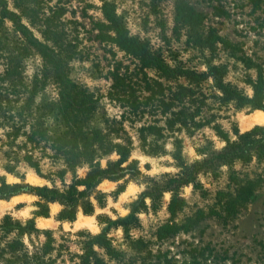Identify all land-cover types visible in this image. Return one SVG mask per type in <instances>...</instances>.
Returning a JSON list of instances; mask_svg holds the SVG:
<instances>
[{
	"label": "rangeland",
	"instance_id": "rangeland-1",
	"mask_svg": "<svg viewBox=\"0 0 264 264\" xmlns=\"http://www.w3.org/2000/svg\"><path fill=\"white\" fill-rule=\"evenodd\" d=\"M103 1L113 5L129 35L144 42L169 66L204 73L217 66V79L235 88L239 97H226L210 73L194 85L196 98H203L199 113L186 123L179 124L178 120L171 131L165 128L158 135L140 127L161 118L159 114L132 123L124 120L120 136L123 142L130 140V160L138 161L142 175L127 180L118 193L123 180H103L97 188L106 193L105 205L99 206L92 194L94 212L84 214L78 208L72 221L58 220L62 206L43 200L39 203L33 193L0 199V224L3 215L8 214L20 226L6 234L0 225V248L19 231L17 237L26 246L28 256L17 260L18 264H79V257L85 254L91 261L100 257L102 264H264V157L252 149L245 158L230 163L216 158L226 141L215 130L218 126L233 140L237 130L242 133L264 125L263 121L242 126L243 118L256 110L264 112L251 107L248 101L253 95L251 81L259 76L264 80V0H7L8 8L21 14L35 36L42 38L41 30L50 22L68 44L75 46L76 55L68 64L70 76L96 100L92 123L103 127L105 121L114 120L119 127L123 108L110 97L112 77L117 72L134 81L141 80L142 73L132 56L98 37ZM188 11L200 15L199 24L182 21L180 16ZM212 30L225 43L210 44L208 33ZM0 40V72L9 69L13 73L6 81L8 88L1 90L9 102L0 95V176L8 183L61 187L63 182L58 178L50 182L38 176L23 160L30 151L41 172H53L59 166L44 143L26 139L27 133L38 126V104L56 96L55 85L51 81L44 87L39 85L43 82L42 59L26 46L11 22L1 18ZM146 71L149 77H156L152 69ZM185 80L181 78L180 82ZM163 83L175 85L174 81ZM137 84V93L148 94L144 82ZM31 96L34 102L27 101ZM196 108L189 107V112ZM163 124L164 119H159L157 125ZM44 126L52 133L55 122L46 118ZM12 140L14 143L8 145ZM105 163L102 159L101 164ZM7 164L14 166L15 173L6 171ZM85 170L79 167L76 174L82 176ZM71 177L67 172L64 182L69 183ZM179 177H188L190 182L179 186ZM249 182L254 185L252 196L229 214L226 203ZM172 195L184 201L173 215L168 210ZM46 206L48 218L43 219L38 214ZM136 206L135 218L129 219L125 227L120 225ZM79 218L88 223L77 225ZM165 223L191 225L159 237L158 228ZM102 232L114 252L98 246L96 235Z\"/></svg>",
	"mask_w": 264,
	"mask_h": 264
},
{
	"label": "trees",
	"instance_id": "trees-1",
	"mask_svg": "<svg viewBox=\"0 0 264 264\" xmlns=\"http://www.w3.org/2000/svg\"><path fill=\"white\" fill-rule=\"evenodd\" d=\"M103 22L99 25L98 37L101 40L110 42L132 56L139 65V71L142 73L141 80H134L131 76L122 78L117 72L112 77L110 86V97L118 106L123 108L120 113L121 121L116 122L105 121V126L99 127L92 123L96 112V100L92 93L78 85L70 76L69 61L76 55L75 46L68 44L64 40L63 34L53 29L51 23L41 30L42 38L34 35L30 27L23 21L20 13L8 8L7 0H0V18L11 22L13 28L22 37L27 47L32 48L42 59V81L39 85L43 86L51 81L55 85L56 96L54 98H45L38 104L39 123L34 131L27 133L26 139L29 142L44 143V147L52 151V157L58 161V168L48 173L41 172L38 160H35L27 151L23 160L29 167L40 177L53 182L58 178L62 183L61 187L54 184L30 185L28 183L14 182L8 183L3 176H0V199H8L11 196L22 192L33 193L45 202H58L62 208L58 212V220L75 219L78 208L84 214H92L94 212V204L90 200V196L95 194L94 198L99 206L105 205L106 193L99 190L98 185L105 179L119 181L117 193L125 187V182L131 178L141 176L138 161L131 159L132 144L130 140L123 142L120 136L122 122H135L149 115L159 114L161 118H154L147 125L142 124L140 130L148 131L153 134H160L163 129H172L175 123H186V119L193 118L200 111L203 97L195 96L194 87L200 84L210 74L214 77L220 76V68L211 66L210 73L197 72L193 69L184 68L176 69L169 66L165 60L158 54L149 50L147 45L137 37L128 34L127 29L115 14L114 7L107 1H103L100 7ZM182 21L190 24H199L200 15L193 11L182 13L180 16ZM208 41L210 44L220 41L225 43L214 30L208 33ZM2 41L0 40V59L2 57ZM74 54V55H73ZM147 69H152L156 77H149L146 73ZM13 75L9 69L6 72H0V95L5 96L9 102L8 96L1 90L7 89V79ZM163 78V80H161ZM184 78L185 83L180 82ZM137 81L144 82V88L148 94L143 95L137 93L135 85ZM174 81L175 85H167L163 82ZM216 85L222 93L230 98L239 97L235 88L225 84L222 78L216 77ZM253 95L248 98L249 104L253 108L264 109L263 77L251 81ZM195 85V86H194ZM12 87V84H11ZM14 95V94H13ZM4 98V99H5ZM0 100V104L2 103ZM33 101L32 96L27 101ZM12 102V101H11ZM34 102V101H33ZM194 106L196 109L189 112V107ZM147 111V112H146ZM184 114L180 118V115ZM46 118H50L55 122V128L52 133L47 132L45 125ZM159 119H164V124L157 125ZM181 119V120H180ZM42 120V121H41ZM146 120V119H145ZM144 120V123H145ZM147 121V120H146ZM35 127V126H34ZM215 129V126H213ZM216 132L226 141L225 147L216 155L226 163H230L235 159H243L246 154L254 149L259 156L264 157V125H255L250 130L239 133L235 131L236 138L230 140L216 127ZM171 131V130H170ZM119 139V141H118ZM15 140H12L11 145ZM115 155L116 158H111ZM105 159V165L101 164V160ZM86 167L82 176L76 174L77 168ZM6 171L15 173L14 166L7 164L4 166ZM70 172L72 177L69 183H65V175ZM21 177H23L21 175ZM178 185H185L190 182V178L179 177ZM173 181H176L175 179ZM254 185L249 182L238 188L234 197L226 203V210L229 214L236 211L238 203H244L250 199L253 194ZM146 195V194H145ZM146 206L144 200L141 204ZM184 205V201L172 195L168 210L173 215ZM137 206L134 207L126 219L120 220V225L125 227L129 219L135 218ZM38 215L48 216V207L41 211ZM98 219L101 220L98 216ZM108 219V218H107ZM107 221H110L109 219ZM1 227L7 234L9 231L20 227L18 223H14L8 214L1 218ZM188 224L165 223L159 226L158 236L164 237L170 233H174L180 229H188ZM185 227V228H184ZM7 229V230H6ZM125 233L128 232L124 228ZM20 232L16 233L10 241H5V246L0 248V264H18L17 260L26 259L28 256L26 246L18 239ZM98 246L105 247L108 252L115 250L110 247L106 241L105 232L96 235ZM95 253V252H94ZM8 254V257H5ZM96 254V253H95ZM100 257H95L94 261L89 259V254L79 257V264H102ZM182 264H198L196 262H184Z\"/></svg>",
	"mask_w": 264,
	"mask_h": 264
},
{
	"label": "bare ground",
	"instance_id": "bare-ground-1",
	"mask_svg": "<svg viewBox=\"0 0 264 264\" xmlns=\"http://www.w3.org/2000/svg\"><path fill=\"white\" fill-rule=\"evenodd\" d=\"M263 121H264V112H262L260 110H256L255 112H253L248 117L243 118L242 126L246 127V126H250L254 123H262ZM81 223H88V221H87V219L79 218L77 220L76 224L79 225Z\"/></svg>",
	"mask_w": 264,
	"mask_h": 264
},
{
	"label": "crops",
	"instance_id": "crops-1",
	"mask_svg": "<svg viewBox=\"0 0 264 264\" xmlns=\"http://www.w3.org/2000/svg\"><path fill=\"white\" fill-rule=\"evenodd\" d=\"M18 195H19V194H18ZM42 218L44 219V218H48V217L42 216Z\"/></svg>",
	"mask_w": 264,
	"mask_h": 264
}]
</instances>
